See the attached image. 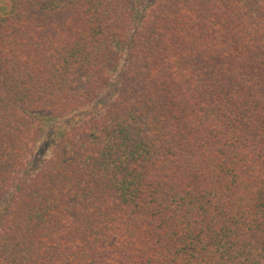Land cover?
<instances>
[{
    "label": "trees",
    "instance_id": "1",
    "mask_svg": "<svg viewBox=\"0 0 264 264\" xmlns=\"http://www.w3.org/2000/svg\"><path fill=\"white\" fill-rule=\"evenodd\" d=\"M0 264H264V0H11Z\"/></svg>",
    "mask_w": 264,
    "mask_h": 264
},
{
    "label": "rangeland",
    "instance_id": "2",
    "mask_svg": "<svg viewBox=\"0 0 264 264\" xmlns=\"http://www.w3.org/2000/svg\"><path fill=\"white\" fill-rule=\"evenodd\" d=\"M10 9H11V0H0V19H2L3 17H5L9 12H10ZM97 109L101 108V106H97L95 107ZM69 118H66V119H63V120H53V121H50L48 122L47 124V129L48 131H51L52 127H54L55 123H68L69 122Z\"/></svg>",
    "mask_w": 264,
    "mask_h": 264
}]
</instances>
